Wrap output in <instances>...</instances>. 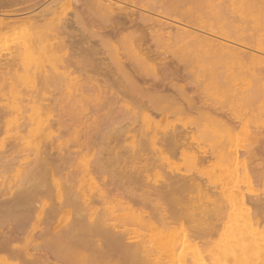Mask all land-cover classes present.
I'll return each instance as SVG.
<instances>
[{
	"label": "bare ground",
	"instance_id": "bare-ground-1",
	"mask_svg": "<svg viewBox=\"0 0 264 264\" xmlns=\"http://www.w3.org/2000/svg\"><path fill=\"white\" fill-rule=\"evenodd\" d=\"M188 3L0 0V37L25 26L20 37L16 32L12 36L18 40L11 55L3 58L0 53V93L18 89L8 82L12 74L21 78L24 73L25 81L32 83L30 92L11 99L0 95V135L10 124L17 130L11 143L0 144V225L12 221L0 227V264L10 257L22 258V264H176L181 242L166 230L180 214L179 196L186 198L188 193L203 195L208 207L200 205L197 211L212 214L223 221L224 232L238 236L221 257L246 263L248 256L237 255V249L264 237L246 229L264 219V198L259 193L248 195L227 184L213 187L199 176L173 172L166 174L163 185L149 183V190L141 191L131 186L139 181L134 173L141 176L140 167L126 171L129 187L115 193L112 183L95 180L104 169L99 158L75 164L72 171L65 157L72 145L63 140L65 133L78 151L90 152L100 133L124 137L141 118L139 132L158 155L148 165L163 158L168 161L170 154L192 156L203 170L216 159L227 181L238 178L239 167L249 179L264 181V126L257 125L264 118V42L217 26L212 17H203L204 10L189 11ZM229 11L223 4V20ZM51 83L65 87L68 101L62 94L61 99L41 95ZM210 93L217 96L211 98ZM72 98H78L79 106L62 105ZM77 107L84 116L91 115L81 119L84 135L75 123L80 115ZM178 113L188 116L189 126L185 120L182 126L163 131L160 121ZM99 125H105L103 131ZM194 125H199V134L192 130ZM244 129L250 132L251 142L240 152L231 139ZM93 130L100 132L94 135ZM81 173L89 176L90 183L96 181L93 190L82 189L77 180ZM47 178L52 179L55 192L49 191ZM75 195L83 208L70 221L67 214ZM111 200L121 215L107 206L103 213L95 207V203L110 205ZM251 203L261 209L253 213L248 226L234 222L236 215L250 211ZM185 205L196 227L206 220L191 203ZM145 206H150L149 214ZM219 224H207L205 237L215 233ZM133 225L146 240L128 237ZM198 244L193 243L194 250L182 264L204 260L206 250Z\"/></svg>",
	"mask_w": 264,
	"mask_h": 264
},
{
	"label": "rangeland",
	"instance_id": "rangeland-1",
	"mask_svg": "<svg viewBox=\"0 0 264 264\" xmlns=\"http://www.w3.org/2000/svg\"><path fill=\"white\" fill-rule=\"evenodd\" d=\"M187 1L189 3L186 4V7L189 9V11L195 13L197 10H204L203 17L205 19L207 18L210 20L212 17V21L217 26L225 27V29H230V30L232 29L231 31L235 32V33L241 32V33H244L246 35L251 34L254 36V38L262 39L264 42V27L262 26V24L264 22V0H187ZM223 4L227 5L230 9V11L228 12L229 14H227V16H228L227 20L226 19L223 20V17L220 14V8L222 7ZM209 11H210V13H209ZM198 15L199 14H197L196 16H198ZM24 27L25 26L22 25V27L20 26L16 29L15 32L17 33V35L19 34V37L21 34H23ZM233 29L236 31H234ZM21 30H22V32H21ZM15 32L5 35L6 38H4V36L0 37V53L3 56V58L9 57L12 53V50H13L12 47L14 46V43L18 40V38L16 39V37H15V40H13L14 38L12 36L16 35ZM35 55L39 56V53H36ZM33 60H34V58H33ZM33 60L32 59L30 60L31 66H33L32 65L34 63ZM54 64H55L54 66L57 68L60 66L59 64L58 65L56 63H54ZM20 73H22V71ZM23 75H22L23 77H21V78L22 79L24 78V80L22 81V79L20 78L19 75H13L12 74L10 79L8 80V82L16 84L18 86V89L13 90V91L5 89L2 91V93H0V95H3L4 98L11 99L12 97H15V95L18 96L20 93L23 94L24 91L30 92V90L32 89V87H31L32 83L25 81L26 80L25 74L23 73ZM24 81L27 85H25ZM65 84H70V83L67 82V83H64V85ZM28 86H30V87H28ZM65 90L66 89L62 84H59L57 86V84L53 85V83H51L46 88H44L42 90L41 95H43L44 97L56 96V97L60 98V95L61 94L63 95V92ZM216 96H217L216 94L210 93L211 98H215ZM62 97H64V95L61 96V98ZM65 98H67V97H64V99ZM77 99L78 98H75V99L72 98L71 103L66 102L68 100L65 99L66 101L64 100L65 102L62 103V105H65L66 107H70L72 105H76V106L78 105L79 106L80 103L78 102ZM75 112L80 114V115H78V117H76V121H75V123L77 125V129L81 130L80 131L81 135H84L85 125L82 123L81 119L82 118L83 119L89 118L91 115L89 114L87 116H84V114H81L83 111L80 107H77ZM13 118H14V116L10 117V120H12ZM185 120H187V122H185ZM142 122H143L142 119L139 118L137 120V122L132 125L133 130L131 132L127 133L124 137L122 136L121 138H118V139L114 135H110V134L101 135L102 133H100L99 134L100 137L97 138L96 144L90 152H88V150L78 151L79 149L77 150V147H75L73 145L72 141L70 142L71 138L68 135V133H65L66 135L63 138V140L64 141L69 140L68 141L69 146L72 144L68 149L69 151L66 150V153L67 152L68 153L67 154L65 153L66 154L65 157L69 161L68 167L72 171L73 170L75 171V169H74L75 164L79 165V163L82 164L84 162H87L88 160L93 161V160H96L97 158H99L104 169L101 173L99 172V173L95 174L96 176L94 175L95 177H97V178H95V180L97 179L96 181H98L101 179V181H100L101 184L104 181L105 182L108 181L110 185L112 183L111 187L115 188L114 189L115 193L116 192L122 193V192H124V189L129 187L128 177L125 176L126 171L128 169L129 170L131 169L134 171V169L136 167H140L141 168L140 170H142L141 176H139L140 174L134 173V175L137 176L139 181H137L138 183L135 182L136 184L133 182V184H131V186L135 187V188H140L141 191H148L149 190L148 186L150 184H156L158 186L163 185L165 182V178L167 176L166 174L173 172V173H176L179 175L184 174V175H189V176H194V177L199 176L200 178H202L203 181L209 183L213 187L227 184L229 186V189H231V190L241 191L243 193H247L248 195L259 193V195H261V197L264 198V181H257L254 179H249V177H247L248 175L246 174V171L243 170L241 167H239V171H237L236 176H238V178L230 179V181H227V177L224 173V168H222L223 167L222 165H219L216 163L217 162L216 159L213 160L211 163H209L210 167L204 166L205 168H203V170H202V168L201 169L199 168V166H200V165L198 166L199 163L197 164L196 160H194L195 158H193L192 156L191 157L190 156L182 157V156L177 155L175 157H170L171 155L169 154V155H167L169 157L168 161L165 158H163L165 160H163V159L159 160L157 162V164H155L154 166L148 165V163H146V162H148L152 158H155L158 155L156 154V156H155L156 152L154 150V147L151 145V143L149 141L145 142V140L143 139L144 137L141 136V134H142L141 133L142 132L141 126L143 124ZM182 122H185L186 124H188V116H186L184 114L179 115V113L178 114H169L167 118L162 119L160 121L159 125L163 131L168 132L171 129H173L174 126H182L183 125ZM1 125H2V127L4 126V124H1ZM257 125L263 127L264 126V118H263L262 124L261 125L257 124ZM14 126H15L14 124H10L8 126L7 130L5 129L6 131H3V133L0 135V144H7V143H11L13 141L14 135L17 132V130ZM188 126H189V124H188ZM4 127H3V129H4ZM104 127H105V125L104 126L99 125L98 130H102ZM198 127H199V125L198 126L194 125L191 127L192 130L196 134H199L197 132L199 131L200 127L199 128ZM252 127H253V125H252ZM252 127H251V129H252ZM191 128H189V129H191ZM82 129H84V130H82ZM197 129H198V131H197ZM63 130L64 129H62V131ZM98 130H93L92 133H94V135H96L100 132ZM244 130H240L237 134H235V137L233 136L234 139L233 138L231 139L233 141V143L235 140L234 144L236 145V147L239 149L240 152H243L245 150V148H247L248 144H250V142H251L250 139L248 138L251 135L250 132L247 131L246 129H244ZM139 131H141V132H139ZM30 139H32V138L29 137V140ZM112 149H115L114 152H112ZM134 150H136V153ZM58 175H60V173ZM99 175H100V177H99ZM49 179H51V178H47V180H49ZM77 180H78V183L82 186V189L87 190V191H88V189L89 190L92 189L91 188V187H93L92 184L94 185V187L97 185V183L95 184L96 181L93 182L91 180V183H90L89 176L88 177L86 175L83 176V173L79 174ZM142 181L145 185L144 184L142 185L140 183ZM47 182H48V184L49 183L51 184V185L49 184L50 186L48 185V187L50 188L53 185L52 179L47 181ZM72 183L75 184V182H73V181H72ZM52 188H53V186L50 188L51 190L49 189V191L55 192V190H53ZM49 191L47 193H50ZM196 194H198V193H195V194L194 193H188L186 195L184 194L185 196L184 195L183 196L186 198H182V199L180 198L181 196H179V199L181 201L179 200L178 203L176 204V208L178 209V210L177 209L176 210L178 212L180 211V214L178 215L177 221L176 220L171 221L169 223L167 230H166V234H168V236H170V235H174L176 237L179 236V239L181 242L180 244L182 245V246L180 245L178 247L179 248L178 249L179 254L176 257L177 260L175 259V263L176 264H180V263L182 264V259L184 261L186 258H188V255L194 250L192 247H194L193 243L195 242V244L199 243L206 250V253H204V255H205L203 258L204 260H201L200 264H241V263L235 261L237 257H235V259H233V258L226 259L224 257L223 258L221 257V251L225 247H227L228 244H231L236 239H238L237 238L238 236L235 235L236 233L235 234L234 233L227 234L226 232H224V230L221 228L223 226V221L219 220L218 218H215V216H213L212 214L208 215V214L202 213L201 210L197 211V208H199L200 205L204 209L207 208L208 206H207V200L205 199V197L202 195L199 198V195L197 196ZM73 198L76 200L75 204L68 209V214H67V216H68L67 218L70 221L75 217L76 212L80 211L83 208L81 206V200L79 199L80 196L75 195ZM189 198H190V200H189ZM42 199L43 200H49L48 196H42ZM191 199L193 200L192 201L193 203L191 202ZM204 199L206 202L204 201ZM185 200L186 201L188 200L189 203H187ZM180 202H181V204H180ZM202 202H204L205 204ZM111 203H113L112 200H111ZM111 203H110V205L108 203L109 206L106 204H104V206H103V203H95V207L99 211H102V213H103L104 209L106 208L105 206H107V208L110 209V211L112 213L115 212L114 214L121 215L122 212L120 211V208L118 207V205L115 202L112 205H111ZM190 203L192 204L194 209L196 208V213L199 212L197 215L198 216L202 215V217L206 219V220H203L201 223L197 224V226L199 225L198 227H196L195 223L193 222V220H192L193 217H191L188 214V210H189L188 206L189 205L187 206L185 204H190ZM195 204H198V205H195ZM110 206H112V207H110ZM250 206H251L250 211L236 215L234 222L238 221V222L244 224V226H248L245 224L246 223L249 224L248 222L254 219L253 213H255L256 211L261 209L260 206H257L254 203H251ZM143 211H144V209H143ZM150 211H152L150 209V206L145 208L146 213L149 214ZM211 212L213 213V211H211ZM197 215L195 217H197ZM178 219H180V220H178ZM224 221H228V218H226ZM4 222L6 224V225L4 224L5 226L0 225V227L3 229L6 228V226L9 223L10 224L12 223V221H9V222L7 221L8 223H6V221H4ZM216 223H218V224L220 223V224L218 225V228L216 229V231H214L215 233L212 232L211 234H206V237H205V235H204L205 232H203L204 227L207 224H216ZM255 223L256 222H254V224L252 226L253 229L250 227L249 228L246 227V229H248V230L250 229V231L254 230L255 232H258L259 235L260 234L264 235V219H259L257 224H255ZM220 225H221V227H220ZM128 232H129L128 237H130L131 240H137V241L146 240L145 234L136 225L130 226L128 228ZM184 235H186V236L184 237ZM184 238L185 239L187 238L186 242L183 241ZM131 240H127V242L131 241ZM257 241L259 244L257 243ZM257 241L256 240L254 241V239L251 242L246 241L245 243H243V245H240V248L237 249V251H236L237 255L240 252H242L243 254H246L243 256H246V257L248 256L247 259L244 258V260H246L245 264H264V237L263 236L260 237V239ZM32 252H37V251L35 250ZM87 253L89 255L90 252H87ZM180 254L183 255L184 257L181 256ZM22 261H23L22 258L10 257V258H7L6 260H4L3 264H22ZM203 261H205V262H203ZM240 262H242V261H240ZM70 264H73V263L70 262ZM242 264H243V262H242Z\"/></svg>",
	"mask_w": 264,
	"mask_h": 264
}]
</instances>
